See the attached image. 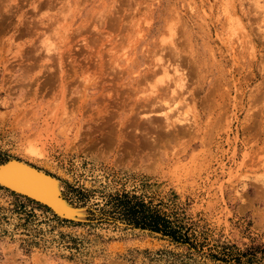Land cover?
Listing matches in <instances>:
<instances>
[{
    "label": "rangeland",
    "instance_id": "1",
    "mask_svg": "<svg viewBox=\"0 0 264 264\" xmlns=\"http://www.w3.org/2000/svg\"><path fill=\"white\" fill-rule=\"evenodd\" d=\"M0 156L85 211L0 186V264H235L264 249V0H0ZM122 194L196 248L104 219Z\"/></svg>",
    "mask_w": 264,
    "mask_h": 264
},
{
    "label": "trees",
    "instance_id": "2",
    "mask_svg": "<svg viewBox=\"0 0 264 264\" xmlns=\"http://www.w3.org/2000/svg\"><path fill=\"white\" fill-rule=\"evenodd\" d=\"M7 160V157L2 158L0 156V164ZM64 185L66 189L65 193L72 204L77 206L88 205L91 199L90 195L86 194L80 188L71 187L67 183ZM103 201V207L100 208L99 206L102 204H98L97 206L99 208L96 210L102 209L103 215L111 216L108 217L109 219H104L121 221L127 227L159 234L174 244L188 245L193 249L196 248L184 227L177 225L162 214L161 211L146 204L137 196H130L129 194L115 195L109 198L105 197ZM231 257L234 258L232 261L235 264H264V249L250 248ZM216 259L228 263L226 258H222L221 260L216 256Z\"/></svg>",
    "mask_w": 264,
    "mask_h": 264
},
{
    "label": "bare ground",
    "instance_id": "3",
    "mask_svg": "<svg viewBox=\"0 0 264 264\" xmlns=\"http://www.w3.org/2000/svg\"><path fill=\"white\" fill-rule=\"evenodd\" d=\"M165 66L166 65H164V67ZM0 186H5L6 188L24 194L39 202L46 203L62 213L71 212V210H75L59 199L58 194L60 192L61 186L58 185L57 180H54L18 162H6L0 165ZM75 211L85 212L84 209Z\"/></svg>",
    "mask_w": 264,
    "mask_h": 264
},
{
    "label": "water",
    "instance_id": "4",
    "mask_svg": "<svg viewBox=\"0 0 264 264\" xmlns=\"http://www.w3.org/2000/svg\"><path fill=\"white\" fill-rule=\"evenodd\" d=\"M8 161H10L9 159L6 161V162H8ZM3 163H5V162H3ZM2 164V163H1Z\"/></svg>",
    "mask_w": 264,
    "mask_h": 264
}]
</instances>
